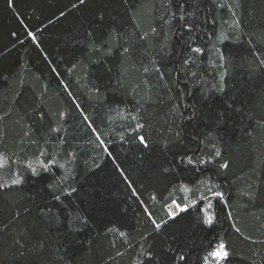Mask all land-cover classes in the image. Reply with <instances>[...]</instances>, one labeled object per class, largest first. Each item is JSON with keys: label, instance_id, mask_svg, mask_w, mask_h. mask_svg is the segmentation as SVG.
I'll use <instances>...</instances> for the list:
<instances>
[{"label": "trees", "instance_id": "1", "mask_svg": "<svg viewBox=\"0 0 264 264\" xmlns=\"http://www.w3.org/2000/svg\"><path fill=\"white\" fill-rule=\"evenodd\" d=\"M262 60L264 0H0V264H264Z\"/></svg>", "mask_w": 264, "mask_h": 264}, {"label": "snow or ice", "instance_id": "2", "mask_svg": "<svg viewBox=\"0 0 264 264\" xmlns=\"http://www.w3.org/2000/svg\"><path fill=\"white\" fill-rule=\"evenodd\" d=\"M79 3L80 4H84L85 0H79ZM9 6H11V0H9ZM73 7H76V5L73 4ZM61 15H63V13H61ZM180 19L183 20L184 17L181 16ZM29 35L31 36L32 33H29ZM125 51H127V49H125ZM192 51L198 53V52L201 51V49L194 48V49H192ZM221 59H223V57H221ZM185 63H187V61H185ZM258 67H260L261 69H264V60L261 61L260 65ZM220 90L223 91V88L221 87ZM133 119H135V117H133ZM139 127H142V125H138V128ZM97 139L99 140L100 137L98 136ZM138 139H139V142L142 145L147 147V142H146V140H145V138L143 136L138 137ZM106 151H107V149H106ZM216 155L219 156L220 152L217 151ZM188 162L192 163L191 159H189ZM204 162L205 161H203V160L200 161V163H204ZM2 166H3V161L0 160V167H2ZM227 166H228L227 164L220 165V167H222V168H226ZM27 167L29 169H31L33 175L37 174V169L35 167H33L31 164L27 165ZM41 167H43L45 170H47V165H41ZM61 167H63V166L61 165ZM10 183H11V185H19L21 183V178L19 176H16L15 178L11 179ZM7 186L8 185H6V184L0 183V189L5 188ZM185 191H187V189H185ZM213 195L216 196V197H221L222 198V193H220V192H214ZM55 199L59 200L60 196L59 195L55 196ZM173 203L175 204V201H173ZM208 207H211V203L210 202L208 204ZM177 208H179L180 211H184L185 210L184 208L180 207L179 205H177ZM202 211H204V210L202 209ZM175 215H176L175 212L169 210L168 216L170 218L174 217ZM204 215H205L204 223L205 224H209V225L212 224L213 223V217L207 211H204ZM152 223L154 224V226H155V228L157 230H159L161 228V224L157 223L155 220H152ZM237 231H238V229H237ZM121 235H123V233H121ZM227 256H228V252L225 250V245L223 243H220L216 250L208 253V256H206L204 258L205 264H207V261H208L209 257L215 258L217 261H219V260H221V259H223V258H225ZM179 260L184 261L185 257L183 255H181V256H179Z\"/></svg>", "mask_w": 264, "mask_h": 264}, {"label": "bare ground", "instance_id": "3", "mask_svg": "<svg viewBox=\"0 0 264 264\" xmlns=\"http://www.w3.org/2000/svg\"><path fill=\"white\" fill-rule=\"evenodd\" d=\"M168 210H171V211H173V212L176 213V209H175L174 205H172V204H170V205L168 206ZM166 211H167V210H166Z\"/></svg>", "mask_w": 264, "mask_h": 264}, {"label": "rangeland", "instance_id": "4", "mask_svg": "<svg viewBox=\"0 0 264 264\" xmlns=\"http://www.w3.org/2000/svg\"><path fill=\"white\" fill-rule=\"evenodd\" d=\"M172 205H174V207H175V209H176V215L179 213V210H178V208L175 206V204H172ZM166 210H167V212H169V210H168V206H167V208H166ZM175 215V216H176Z\"/></svg>", "mask_w": 264, "mask_h": 264}]
</instances>
